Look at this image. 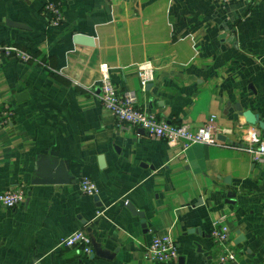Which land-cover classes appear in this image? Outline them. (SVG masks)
I'll list each match as a JSON object with an SVG mask.
<instances>
[{"label": "crops", "instance_id": "obj_1", "mask_svg": "<svg viewBox=\"0 0 264 264\" xmlns=\"http://www.w3.org/2000/svg\"><path fill=\"white\" fill-rule=\"evenodd\" d=\"M44 3L0 0V42L32 56L0 64V111L8 103L13 115L0 121V193L22 186L31 194L27 204L29 193L17 207L0 205V264H157L144 250L165 233L184 264H217L222 247L211 233L220 217L233 264L264 262V163L244 148L248 129L262 139L264 129L242 114L251 109L264 123V0H68L59 26ZM144 61L155 65L145 89ZM104 70L173 124L197 129L215 114L228 145L182 151L120 124L101 102ZM42 155L63 159L77 182L31 185ZM84 177L98 186L101 206L80 190ZM88 228L104 257L59 245Z\"/></svg>", "mask_w": 264, "mask_h": 264}, {"label": "built area", "instance_id": "obj_2", "mask_svg": "<svg viewBox=\"0 0 264 264\" xmlns=\"http://www.w3.org/2000/svg\"><path fill=\"white\" fill-rule=\"evenodd\" d=\"M68 0H45L43 11L49 15L51 25L59 26L64 20V8ZM6 59H15L21 62L32 60L31 54L11 43L0 42V64ZM138 77L143 89L155 79V65L151 61H144L138 65ZM100 98L103 106L114 115L122 125L134 129H143L148 134L165 139L170 146H179L185 151L194 144L204 145H228L226 141L218 139L220 131L215 114L205 121L203 125L194 129L190 124H173L165 119L157 117L154 113L143 110L138 104L137 93L133 89L119 91L107 70L102 72L100 80ZM12 108L5 104L0 111L1 123L7 125L12 119ZM230 130L224 129L225 133ZM245 149L252 155L255 162L264 163V139L261 138L256 127L248 129L245 135ZM80 190L88 195L98 194V186L89 177H84L79 182ZM27 196V190L17 186L0 193V205L14 208L21 205ZM212 237L221 245L222 251L217 264H233L236 261V253L232 248V234L225 224V219L220 217L214 221ZM59 245L67 248L76 247L85 254L93 252L92 241L84 229L62 237ZM147 259L157 264H172L179 259L180 252L177 241L169 233L153 236L151 243L144 250ZM264 264V262L244 263Z\"/></svg>", "mask_w": 264, "mask_h": 264}, {"label": "water", "instance_id": "obj_3", "mask_svg": "<svg viewBox=\"0 0 264 264\" xmlns=\"http://www.w3.org/2000/svg\"><path fill=\"white\" fill-rule=\"evenodd\" d=\"M9 24H13L15 26H19L16 23H13L12 21H7ZM82 35H77L76 39H84ZM89 42L91 39H87ZM151 85L149 83L146 88H148ZM242 114L249 124H258L261 128L264 129V123L259 119V115L254 113L251 109H246L242 111ZM143 130V129H142ZM218 139L220 140H226L225 136L218 135ZM99 159V165L100 167H105V157L104 155H100ZM32 179H31V185H62V184H70V183H76V178L69 172V165L63 160L60 159L58 156L55 155H42L40 159L36 160L34 164V168L32 171ZM28 197L26 198V204L30 200V192ZM235 194L233 191H230L228 193V200L231 202L232 197H234ZM94 200L96 201L98 206H101L102 203L100 202L99 196L96 194L94 195ZM233 202V201H232ZM128 209L134 214L138 215L142 221V225L146 226V219L145 214L143 211H140L137 209L136 206L133 205V203H127ZM83 223H86L83 221ZM88 233L92 241V248L93 252L90 254V258L94 259L95 257H104L103 251L99 248L98 244L94 240V238L91 236L90 232L91 229L88 228ZM240 233V232H239ZM240 238L236 242H239L243 239V236L240 233ZM199 250L201 248L199 247ZM185 257L180 255L178 259L179 264H184Z\"/></svg>", "mask_w": 264, "mask_h": 264}]
</instances>
